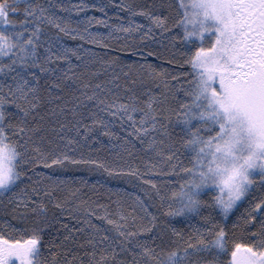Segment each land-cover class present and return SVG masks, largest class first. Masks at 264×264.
<instances>
[{
  "label": "snow or ice",
  "instance_id": "obj_1",
  "mask_svg": "<svg viewBox=\"0 0 264 264\" xmlns=\"http://www.w3.org/2000/svg\"><path fill=\"white\" fill-rule=\"evenodd\" d=\"M0 264H264V0H0Z\"/></svg>",
  "mask_w": 264,
  "mask_h": 264
},
{
  "label": "trees",
  "instance_id": "obj_2",
  "mask_svg": "<svg viewBox=\"0 0 264 264\" xmlns=\"http://www.w3.org/2000/svg\"><path fill=\"white\" fill-rule=\"evenodd\" d=\"M89 14L101 15V13L98 10H89ZM100 30L103 31L104 29L101 28ZM147 43L148 42L145 41V44ZM117 47H119V45H117ZM152 47H156V45L153 44ZM117 54L124 56L128 60L140 61L141 59H143L142 57L137 56L134 53L128 51L120 52ZM144 58L151 60L153 62H158L156 57L146 56ZM105 144H108L107 138H105ZM108 151H112V150L108 149ZM57 174H64V175L72 176L74 178L83 177L88 181L89 184L99 182V185H101L102 187L98 186L96 189H94V191L99 192L101 194L104 202H107L108 196L105 195V193H108L109 189H112L113 191L127 190L128 193H131L136 190L134 185H139L140 183L135 178H129L126 176H109L107 173H104L103 171L89 170L83 166H81L80 168H68L67 170H63L62 173H57ZM85 191H89V190L85 189ZM89 194H91V192ZM112 198L115 199V196H113Z\"/></svg>",
  "mask_w": 264,
  "mask_h": 264
}]
</instances>
